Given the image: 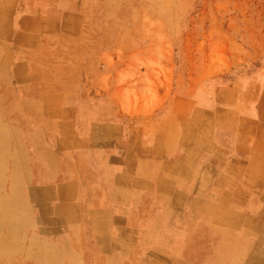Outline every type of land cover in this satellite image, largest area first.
Listing matches in <instances>:
<instances>
[{
	"label": "rangeland",
	"instance_id": "rangeland-1",
	"mask_svg": "<svg viewBox=\"0 0 264 264\" xmlns=\"http://www.w3.org/2000/svg\"><path fill=\"white\" fill-rule=\"evenodd\" d=\"M254 133L264 0H0V264H107L87 251L91 192L116 181L110 162L138 156L175 184L158 198L174 214L149 206L156 193L140 200L145 218L171 223L175 246L156 244L182 251L216 200L207 165L223 168L232 138ZM72 224L85 252H71ZM199 246L188 242L197 259Z\"/></svg>",
	"mask_w": 264,
	"mask_h": 264
},
{
	"label": "crops",
	"instance_id": "crops-1",
	"mask_svg": "<svg viewBox=\"0 0 264 264\" xmlns=\"http://www.w3.org/2000/svg\"><path fill=\"white\" fill-rule=\"evenodd\" d=\"M228 146L230 149L225 154L223 168L215 171L208 164L202 174L206 178L205 191L216 200H206L200 206L202 212L196 222L198 228L184 229L185 247L182 251L172 247L161 248L156 244L163 238L175 246L168 233L171 226L165 229L171 223L165 218H145L144 202L140 200L143 192L156 193L148 202L149 206L164 208L162 206L165 205L169 213L174 214L170 205L175 206V203L158 198L159 193L176 192L175 184L162 183L159 168H149L144 157L138 156L130 164L128 159H108V163L114 162L109 164L113 167L110 171L116 181L112 179L111 186L95 188L91 192L88 211L93 234L88 235L87 251L100 252L107 264H116V261L118 264H264V134L256 136L254 133L253 137L239 135L233 137ZM175 168L172 165L166 169L169 177L176 173ZM145 176L150 178L149 182L143 180ZM63 185L56 182L57 187L64 188ZM50 221L55 225L54 235L62 234L60 224L63 226V218ZM40 229L49 231L44 227ZM71 230L73 240L70 246L77 242L73 245L76 247H71V252H85L80 245L79 226L72 224ZM193 239L200 242L198 259L188 250V242ZM58 241L60 239L56 242L46 240L45 245L52 252H58ZM25 246L26 242L24 252H30ZM129 258L133 261H124Z\"/></svg>",
	"mask_w": 264,
	"mask_h": 264
}]
</instances>
